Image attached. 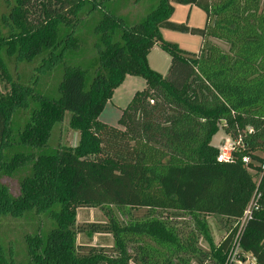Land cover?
I'll use <instances>...</instances> for the list:
<instances>
[{"label":"trees","instance_id":"1","mask_svg":"<svg viewBox=\"0 0 264 264\" xmlns=\"http://www.w3.org/2000/svg\"><path fill=\"white\" fill-rule=\"evenodd\" d=\"M2 1L8 8L0 13V79L6 82L0 90V214L32 211L54 221L46 233L40 228L28 235L33 262L129 264L127 244L135 237L168 249L193 245L185 246L162 217L121 225L109 216L117 255L81 253L78 209L116 206L188 214L198 227L203 217L219 214L237 224L215 246L212 264H231L237 248L239 260L264 264V0H151L153 8L133 23L112 9L116 0ZM177 4L202 9L205 26L172 22ZM96 12L98 56L83 66L73 57L83 45L80 30ZM162 28L199 35V51L167 41ZM156 45L171 57L166 75L149 65ZM13 58H39L42 73L62 63L59 96L37 88L39 75L32 82L14 78ZM128 75L143 77L146 88L122 109L118 125L103 122L101 113ZM20 110L25 124L13 125ZM68 111L77 144L53 148L54 126ZM220 127L232 140L242 138L228 162L218 159L212 143ZM22 170L14 194L2 178ZM251 203L252 218L241 230ZM139 250L152 264H174L171 255L163 260L160 251L154 261Z\"/></svg>","mask_w":264,"mask_h":264},{"label":"rangeland","instance_id":"2","mask_svg":"<svg viewBox=\"0 0 264 264\" xmlns=\"http://www.w3.org/2000/svg\"><path fill=\"white\" fill-rule=\"evenodd\" d=\"M114 0H112L113 2ZM116 5L113 4L112 9L116 7L118 14L126 17L129 23L140 20L146 16L153 8L154 2L151 0H116ZM8 8V5L2 1L0 4V13ZM192 11V12H191ZM101 12H96L94 15L85 21V25L80 30L83 38V45L80 51L75 55L77 61L83 66L98 56L95 46L97 34L94 27L100 19ZM190 16V17H189ZM189 19V20H188ZM177 24L185 23L194 27H204L206 23V13L196 6L177 5L176 10L170 19ZM163 33L166 35L167 41L174 42L180 45L183 49L191 52L199 51L202 43V38L199 35L183 33L163 28ZM161 30V31H162ZM164 37V36H163ZM169 38V39H168ZM173 40V41H172ZM67 60V58H65ZM42 60L36 59L31 63L25 61H16L13 58L9 62V68L14 78H19L21 81L32 82L35 77H38L37 88L41 91H46L49 95L58 97V85L63 77L64 65L52 67L49 71L40 72ZM39 67V68H38ZM9 86V85H8ZM6 82L0 79V90H6ZM32 103H30V106ZM28 110V109H27ZM26 110V111H27ZM30 114V111H29ZM71 112H67L63 121L58 122L53 129V134L50 139V146L55 148L63 145L75 146L78 141V131L71 128L69 119ZM25 112L19 111V115L13 116V125L25 124ZM24 121V123H22ZM229 135L223 127H220L212 136V143L221 148V144L231 142ZM26 173L22 170L14 174L12 177H3L2 181L9 185L12 193H18V183L20 177ZM160 215V216H159ZM109 216H113L121 225L133 224L137 221H145L156 216L162 217L165 221L173 225L180 234V239L187 249L177 248L168 249L165 246H158L155 241L148 238H136L134 241H128L127 252L132 256L129 264H152L151 256L145 257L139 250L143 246L146 253L152 254L153 260L156 261L157 253L161 251L160 258L164 260L167 255H171L172 262L178 264L181 260L182 264H212L211 254L215 246H218L221 241L228 235L232 227L237 222L227 220L219 214H213L203 217L204 226L198 227L195 220L188 214H180L170 211L169 213H159L156 210H151L146 207L130 208L116 206H84L77 211L76 226L78 232L77 246L81 253L85 254H104L106 256H116L118 249L114 247V238L110 230ZM54 224V221L44 214H35L32 211H27L19 216L12 214H0V242L4 248L5 263L1 264H35L30 256L29 237L33 236L40 228L46 233ZM131 235V234H128ZM129 236H127L128 238ZM194 246V247H192ZM237 248V247H236ZM171 250V251H170ZM231 256V264H255L253 258L248 257L246 261L237 258V251ZM171 253V254H170ZM100 256V255H98ZM99 264H106L100 262Z\"/></svg>","mask_w":264,"mask_h":264},{"label":"crops","instance_id":"3","mask_svg":"<svg viewBox=\"0 0 264 264\" xmlns=\"http://www.w3.org/2000/svg\"><path fill=\"white\" fill-rule=\"evenodd\" d=\"M177 5H180V4H177ZM176 6H175V10H176ZM190 6H195V5H190ZM190 27H194V26L190 25ZM194 28H203V27H194ZM163 31L164 30L161 31L162 35L166 39L167 37L165 33H163ZM195 52H198V51H195ZM148 62L152 69L158 71L159 73L163 75H166L169 71V67L171 64V57L166 51H164L158 45H156L155 47L152 48V50L150 51L148 55ZM146 86H147L146 80L143 77L128 75L123 81V83L114 91V95L112 99L107 103L104 111L101 113L100 119L103 122H106L112 125H118L119 119L122 113V109L128 105V103L130 102V100L133 98V96L135 95L137 91H141L145 89ZM229 143L230 142L226 143V145ZM226 145L221 144V148L225 147Z\"/></svg>","mask_w":264,"mask_h":264},{"label":"built area","instance_id":"4","mask_svg":"<svg viewBox=\"0 0 264 264\" xmlns=\"http://www.w3.org/2000/svg\"><path fill=\"white\" fill-rule=\"evenodd\" d=\"M241 145V137L238 138L236 141L232 140L225 147L220 148L218 159L220 161H231L234 150H236ZM245 161L248 162V158H245ZM254 205V203H251V205L245 211L243 217L239 220L241 230L246 225V223L252 218Z\"/></svg>","mask_w":264,"mask_h":264}]
</instances>
